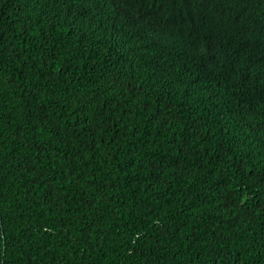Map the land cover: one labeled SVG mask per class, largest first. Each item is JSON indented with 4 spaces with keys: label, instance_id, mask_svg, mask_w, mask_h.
<instances>
[{
    "label": "trees",
    "instance_id": "1",
    "mask_svg": "<svg viewBox=\"0 0 264 264\" xmlns=\"http://www.w3.org/2000/svg\"><path fill=\"white\" fill-rule=\"evenodd\" d=\"M0 264H264V0H0Z\"/></svg>",
    "mask_w": 264,
    "mask_h": 264
}]
</instances>
